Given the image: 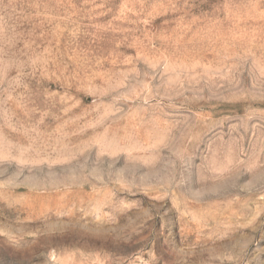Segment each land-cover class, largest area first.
Masks as SVG:
<instances>
[{
	"label": "rangeland",
	"instance_id": "obj_1",
	"mask_svg": "<svg viewBox=\"0 0 264 264\" xmlns=\"http://www.w3.org/2000/svg\"><path fill=\"white\" fill-rule=\"evenodd\" d=\"M0 264H264V0H0Z\"/></svg>",
	"mask_w": 264,
	"mask_h": 264
}]
</instances>
